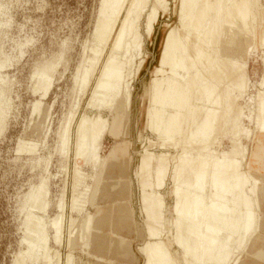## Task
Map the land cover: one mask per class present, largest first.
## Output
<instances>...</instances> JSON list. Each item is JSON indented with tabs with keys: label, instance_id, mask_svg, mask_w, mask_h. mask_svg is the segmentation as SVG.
Returning a JSON list of instances; mask_svg holds the SVG:
<instances>
[{
	"label": "bare ground",
	"instance_id": "1",
	"mask_svg": "<svg viewBox=\"0 0 264 264\" xmlns=\"http://www.w3.org/2000/svg\"><path fill=\"white\" fill-rule=\"evenodd\" d=\"M178 1L177 20L169 25L158 63L145 80L139 77L150 54L147 42L161 11H170V0H100L93 43L83 48L74 74L75 85L83 91L90 87L87 110L76 120L79 108L72 107L56 146L68 158L73 144L72 214L66 216L68 203L62 191L57 213L49 216L50 177L43 175L25 195L27 247L13 264H74L75 252L63 260L53 245L63 242L66 222L71 227L69 244L81 240L85 251L90 248L88 255L104 260L109 242L105 235L93 238L92 229L108 224L113 233L129 230L132 213L120 206L115 221V210L105 209L100 216L101 209L94 213L87 206L97 205L95 198L104 188L120 184L116 194L123 196L130 185L112 181L97 185L92 195L88 179L98 174L100 181L116 172L126 176L129 157L128 176L136 194L133 213L146 231L137 247L142 264H264V0ZM256 47L261 49L262 68L256 91L250 94L254 85L247 56ZM67 51L64 44L54 58L35 69L34 93L47 96ZM4 67L6 61L1 60L0 69ZM138 81L147 101L146 133L139 131L131 140ZM8 83L0 78V132L11 106ZM36 100L31 109L41 116L42 102ZM106 133L115 140L121 136L127 147L115 143L111 158L106 155L102 161L101 138ZM221 137H227L228 146L219 143ZM244 138L250 142L244 143ZM36 146L22 140L18 148L32 152ZM40 157L39 163L45 161ZM104 163L102 173L98 170ZM83 214L78 228L77 215ZM74 225L79 229L76 240ZM118 237L119 245L125 244L126 237ZM130 249L122 255L134 253Z\"/></svg>",
	"mask_w": 264,
	"mask_h": 264
},
{
	"label": "rangeland",
	"instance_id": "2",
	"mask_svg": "<svg viewBox=\"0 0 264 264\" xmlns=\"http://www.w3.org/2000/svg\"><path fill=\"white\" fill-rule=\"evenodd\" d=\"M178 3V0H170V11L166 13L161 11L155 32L147 42V48L150 54L141 72L142 76L140 75V79L148 80L151 76L150 71L158 63L165 33L169 25L175 23L177 20L176 9ZM99 6L100 0H0V61H6V67L0 69V78L9 82L10 93L7 98L11 105L6 127L0 132V264H13L19 251H24L27 247V243L23 241L26 209H22V206L25 202L26 193L35 184H38V181H40L43 175L50 177L49 197L51 205L48 209L49 216L53 215L52 213L54 215L57 213L58 209L56 210L57 207H55V204L61 197L62 191H65L66 201L68 203L66 216L72 214L69 202L72 197L73 167L75 165L74 161L76 160L73 144L71 145L69 157L67 156L69 159L63 155L64 158L59 151L57 152L56 146L58 144L60 128L70 115L72 107L77 105L79 108L75 116L76 120L87 110L86 106L90 97V87L83 91L78 85H75L74 74L84 54L83 48L87 46L89 49L93 43V32L96 27ZM64 44L68 47L67 54L55 72L54 83L49 93L47 96L41 97V93H34L33 91V73L40 64L54 58L55 53ZM258 48L256 47L247 56L248 70L250 71V78H252L251 81L254 85H251L250 94L256 91L257 81L260 78L262 68V60L260 59L261 49ZM89 53L90 51H86V55ZM135 95H140V98L137 101H133L132 134L130 135L131 137H128L131 140L134 139L139 131L146 133L144 124L147 101L141 97V95H144L142 82H137ZM35 99H40L42 102L43 111L41 116L34 114L32 111L33 108L31 109ZM242 99L241 101L243 103L244 101ZM72 127L73 130L75 128V122ZM218 136L221 135L219 134ZM255 137L252 141V146L256 143ZM22 140L36 142L37 151L21 152L18 147ZM116 140L108 133L101 138L102 161L106 155L109 156L107 158H111L110 156H112L113 145L115 143H120V146L127 147L126 143L122 141L121 136H118ZM219 140L220 144L228 146L227 137L225 139L221 137ZM243 142L248 144L250 142L249 138L248 140L244 138ZM139 144L137 142L138 148H140ZM130 149L131 154L133 152V155H135L134 151L136 150V146L131 143ZM39 154L42 158L50 155V158L46 157L45 159L44 157L43 160L45 161L41 160L43 162L39 163L40 161L36 159L40 157L38 156ZM33 159L38 160L35 166ZM130 159L129 157L127 164L128 170L125 173L126 176L122 177L116 172L109 173L106 176L104 175L103 179L101 176L100 181L98 174L96 179H88L92 184V195L97 185L103 186L104 184L112 183V181L129 183V193L123 196L117 195L116 193L121 188L120 184L112 188H104L100 193L98 192L99 194L95 198L97 205L89 204L87 208L94 213L101 209L98 214L100 216L104 213L105 209L115 210L113 218L116 221V209L124 205L132 213V229L122 231L115 229L116 231L114 230L113 233V229L109 228L108 224L99 229H92L93 238L98 234L107 237L109 249L111 250H108L110 253L108 251L105 253L106 259L104 258V260L98 261L93 255H88L90 248L85 251L82 246V241L76 240L77 237L80 238L78 236V228L83 222L82 218L85 214L77 215L78 220L75 222V225L77 224L78 228L75 225L72 227L74 230L76 228L73 234L76 242L72 246L69 244L68 233H70L71 229L68 228L71 227L68 225L70 222H66L64 240L60 244L61 246H58V244L55 245V243L53 244L55 248L58 247L57 249H60L63 260H65L64 258L71 251L73 254L74 252L76 253L74 254V264L143 263L144 257L137 250V247L146 238V231H144L145 229L142 223L135 220L133 213L136 194L133 192L131 177H129L131 167ZM46 160L48 163H45L47 162ZM105 161L107 160L105 159ZM63 162L68 163V167L67 165L66 167L69 172L64 168L65 164ZM105 165L104 163L102 167L100 166L98 171L103 173ZM84 167L89 169L90 165H85ZM120 176L121 178H119ZM63 186L67 187L68 190L63 188ZM107 194H110V196ZM167 197L170 205L172 194L169 193ZM92 199L90 196L89 200L91 201ZM97 206H99L98 209ZM118 236L126 237L125 244L119 245L120 239ZM256 238H254V241H256ZM111 245L113 247H110ZM125 247L126 249L133 247L130 250H133L132 252L134 253L124 257L121 251L126 250ZM112 249L114 250L112 251ZM92 251H94L93 246ZM117 251H120V253Z\"/></svg>",
	"mask_w": 264,
	"mask_h": 264
}]
</instances>
